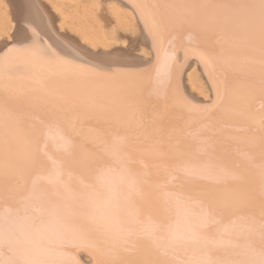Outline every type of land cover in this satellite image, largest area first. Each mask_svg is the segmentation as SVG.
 Returning a JSON list of instances; mask_svg holds the SVG:
<instances>
[{
    "label": "snow or ice",
    "instance_id": "1",
    "mask_svg": "<svg viewBox=\"0 0 264 264\" xmlns=\"http://www.w3.org/2000/svg\"><path fill=\"white\" fill-rule=\"evenodd\" d=\"M137 7L155 60L130 83L37 40L18 57L55 71H0V264H264V0ZM181 54L212 110L174 88Z\"/></svg>",
    "mask_w": 264,
    "mask_h": 264
},
{
    "label": "bare ground",
    "instance_id": "2",
    "mask_svg": "<svg viewBox=\"0 0 264 264\" xmlns=\"http://www.w3.org/2000/svg\"><path fill=\"white\" fill-rule=\"evenodd\" d=\"M142 2L0 0V71L6 62L18 64L14 71L22 79L39 80L55 71L54 66L18 57L20 50L37 40L51 46L72 64L103 70L130 83L149 72L155 60L151 35L137 7ZM220 80H223L222 74ZM213 83L211 67L194 54L180 55L173 86L191 105L212 110L210 106L217 103ZM256 107L261 108L259 100ZM82 123H85L83 119L77 121L78 129ZM196 123L195 120L186 121L185 127H195ZM85 132L91 136L100 135L91 125ZM241 158L258 164L251 152L242 154ZM256 172L257 168L247 169L248 176H255ZM240 179L243 178H238L237 182ZM85 259L87 264H102L99 257L93 255H85Z\"/></svg>",
    "mask_w": 264,
    "mask_h": 264
}]
</instances>
